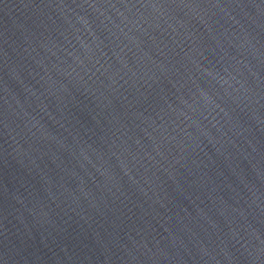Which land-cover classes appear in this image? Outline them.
Returning a JSON list of instances; mask_svg holds the SVG:
<instances>
[{
    "label": "water",
    "instance_id": "1",
    "mask_svg": "<svg viewBox=\"0 0 264 264\" xmlns=\"http://www.w3.org/2000/svg\"><path fill=\"white\" fill-rule=\"evenodd\" d=\"M0 264H264V0H0Z\"/></svg>",
    "mask_w": 264,
    "mask_h": 264
}]
</instances>
